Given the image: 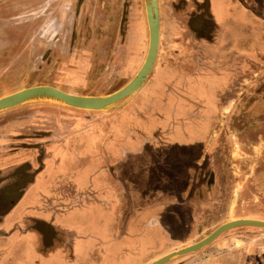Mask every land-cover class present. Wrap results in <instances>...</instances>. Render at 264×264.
<instances>
[{
	"label": "crops",
	"instance_id": "0c3cea01",
	"mask_svg": "<svg viewBox=\"0 0 264 264\" xmlns=\"http://www.w3.org/2000/svg\"><path fill=\"white\" fill-rule=\"evenodd\" d=\"M210 4L217 24L214 43L201 46L197 59L195 50L179 43L173 58L164 59L160 68L155 65L154 78L110 114L105 126L88 127V121L74 131V121L64 119V113H0L13 118L0 125V173L7 174L6 187L28 182L17 203L0 217V264L2 258L13 264H151L172 252L170 227L195 225L202 199L190 192L192 176L214 159L206 153L220 150L221 134L230 156L242 148V138L255 135L256 129L232 131L230 109L244 95L237 82L253 86L257 81L248 78L249 72L264 75V19L234 0ZM90 113L95 112L84 116L89 119ZM226 117L229 122L220 123ZM47 121L54 123L51 129L43 126ZM74 138L75 149L70 148ZM170 150L197 152L192 161L197 170L184 168L190 179L177 198L169 190ZM179 157L177 162H186ZM46 200L48 208L43 207ZM207 247L165 264H228L227 250L203 256Z\"/></svg>",
	"mask_w": 264,
	"mask_h": 264
},
{
	"label": "rangeland",
	"instance_id": "374dc122",
	"mask_svg": "<svg viewBox=\"0 0 264 264\" xmlns=\"http://www.w3.org/2000/svg\"><path fill=\"white\" fill-rule=\"evenodd\" d=\"M158 1L161 13L158 68L165 63L164 59L173 58L172 53L176 52L173 50L179 43L180 47H189L190 52L195 50L196 59L204 50L202 47L214 43L217 24L210 0ZM234 1L240 2L254 16L264 19V0ZM184 32L189 34V38L181 37ZM148 43L145 0H0V97L38 85H50L84 96L114 93L137 74L145 60ZM240 59L236 56L235 61ZM253 71L249 72L248 78L254 76L257 83L251 86L245 80L238 81V90L244 95L231 107L230 122L227 117L219 121L223 124L228 121L236 134L256 129L255 135L251 139L242 138V148L231 156L226 136L221 134L217 137L220 150L207 152L206 157L214 159L204 162L195 177L192 176L190 192L202 199L199 219L195 225L188 224L185 229L170 227L168 245L172 251L203 239L230 220H264V75L263 78L257 77ZM154 76L152 73L149 78ZM122 108L90 113L92 115L88 119L84 116L88 111L41 101L14 108L12 112L19 113L18 116H58L64 113V119L71 117L74 121L72 130L75 131L81 130L88 121L91 123L88 127H103L110 114ZM0 116H3L0 117V125L13 119L8 115ZM43 126L51 129L54 123L48 122ZM76 143L75 138L71 139L70 148ZM2 151L0 148V156ZM78 152L73 153V158ZM178 152L170 150L169 154L172 160L169 164V190L176 192L174 198L187 185L190 173L185 169L194 166L192 161L197 156L196 151ZM40 156L43 157L40 167L43 171L45 159L42 153ZM178 157L186 159V162H177L175 158ZM178 172L183 173L182 177H177ZM6 175L0 173V215L17 203L28 185L26 181H19L6 187L3 180ZM170 195L173 196L172 193ZM48 206L46 200L43 207ZM184 220L191 222L186 216ZM167 222L172 224L175 218L170 215ZM212 244L210 246L213 247H207L203 256H220L227 250L228 264H264V229L235 228ZM3 259V264H6V258ZM7 264H13V261L8 260Z\"/></svg>",
	"mask_w": 264,
	"mask_h": 264
},
{
	"label": "water",
	"instance_id": "95a60500",
	"mask_svg": "<svg viewBox=\"0 0 264 264\" xmlns=\"http://www.w3.org/2000/svg\"><path fill=\"white\" fill-rule=\"evenodd\" d=\"M145 7L149 31L147 54L137 74L121 89L105 96H84L68 93L50 85H38L24 88L0 97V113L29 103L41 101H51L88 112H101L124 106L145 86L155 68L160 51L161 13L159 1L145 0ZM241 227L264 229V220L255 218L230 220L218 226L214 231L198 242L174 250L153 261L151 264H165L173 259L199 252L226 232Z\"/></svg>",
	"mask_w": 264,
	"mask_h": 264
},
{
	"label": "trees",
	"instance_id": "16d2710c",
	"mask_svg": "<svg viewBox=\"0 0 264 264\" xmlns=\"http://www.w3.org/2000/svg\"><path fill=\"white\" fill-rule=\"evenodd\" d=\"M40 159H41L40 161H41V164H42L43 157H42V156H40ZM2 215H3V214H1V215H0V217H1Z\"/></svg>",
	"mask_w": 264,
	"mask_h": 264
}]
</instances>
